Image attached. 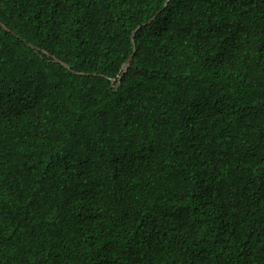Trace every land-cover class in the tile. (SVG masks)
I'll use <instances>...</instances> for the list:
<instances>
[{
  "label": "trees",
  "instance_id": "1",
  "mask_svg": "<svg viewBox=\"0 0 264 264\" xmlns=\"http://www.w3.org/2000/svg\"><path fill=\"white\" fill-rule=\"evenodd\" d=\"M0 264H264V0H0Z\"/></svg>",
  "mask_w": 264,
  "mask_h": 264
},
{
  "label": "water",
  "instance_id": "2",
  "mask_svg": "<svg viewBox=\"0 0 264 264\" xmlns=\"http://www.w3.org/2000/svg\"><path fill=\"white\" fill-rule=\"evenodd\" d=\"M134 34H135V31H134V33H133V37H134ZM134 52H135V47H134V49H133V53H134ZM133 53H132V54H133ZM131 59H132V55L129 56V58H128V62H127V63L125 62V63L123 64V66L127 68V67H128V63L131 61ZM55 60H56V62H60V63H61L62 65H64L65 67L71 69V67H70L66 62L61 61L59 58H56ZM81 73H82V72H81ZM112 80L114 81V78H113Z\"/></svg>",
  "mask_w": 264,
  "mask_h": 264
},
{
  "label": "clouds",
  "instance_id": "3",
  "mask_svg": "<svg viewBox=\"0 0 264 264\" xmlns=\"http://www.w3.org/2000/svg\"><path fill=\"white\" fill-rule=\"evenodd\" d=\"M149 23H152V21L151 22H149ZM2 25H4L5 26V24H3V23H1ZM138 28H140V26H138L134 31H135V33H136V30L138 29ZM134 33V32H133ZM135 35V34H134ZM132 39H134V37H133V35H132ZM61 60V59H60ZM62 61V60H61ZM55 62H56V60H55Z\"/></svg>",
  "mask_w": 264,
  "mask_h": 264
},
{
  "label": "bare ground",
  "instance_id": "4",
  "mask_svg": "<svg viewBox=\"0 0 264 264\" xmlns=\"http://www.w3.org/2000/svg\"><path fill=\"white\" fill-rule=\"evenodd\" d=\"M6 26V25H5Z\"/></svg>",
  "mask_w": 264,
  "mask_h": 264
}]
</instances>
